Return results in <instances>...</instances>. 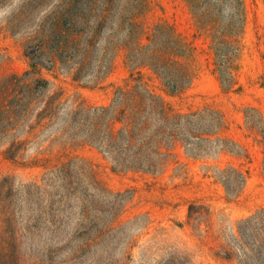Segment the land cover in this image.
I'll return each instance as SVG.
<instances>
[{
    "label": "rangeland",
    "instance_id": "obj_1",
    "mask_svg": "<svg viewBox=\"0 0 264 264\" xmlns=\"http://www.w3.org/2000/svg\"><path fill=\"white\" fill-rule=\"evenodd\" d=\"M61 1L0 0V80L35 70L50 82L60 107L56 124L27 137L32 143L17 161L0 146V264H238L223 247L232 244L239 222L264 214V150L253 127L264 119V0H243L247 23L230 91L222 87L211 40L198 30L188 1L145 0L138 21L146 30L167 25L190 49L194 80L176 96L150 69H133L123 52L105 74L98 63L106 38L88 52L85 61L92 66L84 81L58 67L34 68L38 31L47 28L52 44L58 39ZM138 77L179 113L220 111L225 149L191 157L177 146L159 173L147 174L116 169L96 147L59 138L68 113L110 107ZM70 164L67 181L79 190L73 195L67 183L54 182L39 207L40 219L30 220L37 207L28 201L29 186H42ZM229 168L247 173L233 200L218 178ZM82 169L84 176L78 174ZM89 179L95 184L89 186Z\"/></svg>",
    "mask_w": 264,
    "mask_h": 264
},
{
    "label": "trees",
    "instance_id": "obj_2",
    "mask_svg": "<svg viewBox=\"0 0 264 264\" xmlns=\"http://www.w3.org/2000/svg\"><path fill=\"white\" fill-rule=\"evenodd\" d=\"M187 1L198 30L211 40L215 71L222 87L230 91L240 53L239 40L247 23L244 2ZM144 2L62 0L58 39L52 44L47 28L38 31L40 55L33 67L49 71L58 67L74 74L76 81H84L92 66V62L85 61L88 52H95L100 40L106 38L104 54L98 63L105 74L110 73L115 58L123 52L133 69L143 67L153 71L168 94L183 93L194 80L188 63L190 49L167 25L159 24L152 32L146 30L138 21ZM135 81L132 88L117 92L110 107L68 113L62 126H58L59 138L67 137L96 147L109 157L116 169L147 174L159 173L177 146H182L191 157L225 149V140L221 138L225 121L220 111L206 107L189 114L179 113L141 77ZM51 92L50 82L39 77L35 70L0 80V146H7L6 155L10 160L21 157V152L32 143L27 137L35 135L38 128L44 131L56 124L60 107L55 106ZM46 120L49 122L45 123ZM253 127L261 136L264 150L262 116ZM71 174L70 164L52 173L42 186H29L28 201L37 207L36 215L30 220L40 219L39 207L47 197V187L67 183V191L74 195L79 185L67 181ZM78 174L84 176V169ZM218 178L228 198L233 200L244 188L247 173L229 168L220 172ZM92 184H95L93 179H89L88 185ZM237 229L232 244L222 249L225 257L238 264H264V214L239 222Z\"/></svg>",
    "mask_w": 264,
    "mask_h": 264
}]
</instances>
